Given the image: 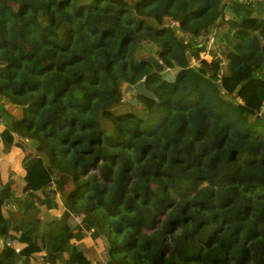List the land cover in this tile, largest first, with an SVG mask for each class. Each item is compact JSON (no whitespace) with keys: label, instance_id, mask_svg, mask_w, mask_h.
<instances>
[{"label":"trees","instance_id":"trees-1","mask_svg":"<svg viewBox=\"0 0 264 264\" xmlns=\"http://www.w3.org/2000/svg\"><path fill=\"white\" fill-rule=\"evenodd\" d=\"M82 1L0 0V135L37 141L27 191L70 184L80 222L50 247L92 264L71 240L94 229L111 264H264V3ZM212 29L223 59L191 64ZM144 42L171 81L140 59ZM140 78L157 100L135 94L133 111L122 88ZM19 239L39 250L31 224ZM13 259L0 249V264Z\"/></svg>","mask_w":264,"mask_h":264},{"label":"crops","instance_id":"crops-1","mask_svg":"<svg viewBox=\"0 0 264 264\" xmlns=\"http://www.w3.org/2000/svg\"><path fill=\"white\" fill-rule=\"evenodd\" d=\"M259 1L264 3V0ZM3 128L1 120L0 132ZM37 146L36 140L20 137L15 133L5 139L0 135V189L7 187L10 191L8 202L1 208L3 216L10 218V227L6 236L0 237V249L5 245L13 248L12 264H71L67 261L68 252L55 251L48 243L49 236L59 229H73L80 225L77 215L66 209L63 203L62 193L70 188V184L66 183L64 190L60 192L47 186L29 193L25 186L23 163L31 156L39 155ZM25 222L31 224L33 236L39 246V250L29 254L20 252L27 244L25 240L19 239L20 227ZM97 236L99 234L96 230L88 229L83 230L80 239L71 241L77 249L91 258L92 264L96 260H99L97 264H111L106 252H96L94 240Z\"/></svg>","mask_w":264,"mask_h":264},{"label":"water","instance_id":"water-1","mask_svg":"<svg viewBox=\"0 0 264 264\" xmlns=\"http://www.w3.org/2000/svg\"><path fill=\"white\" fill-rule=\"evenodd\" d=\"M219 19V16L218 18ZM203 40V39H202ZM204 42V41H202ZM140 59L145 60L150 63L152 70L160 74V76L168 81L173 79V75L169 71L168 68H165L159 59L154 54H146V56L141 57ZM190 86L188 83H184L180 85V92L182 94L186 93L189 90ZM140 94L151 100H157V97L147 89L143 83V79L140 78L136 82L132 84H125L122 88V95L125 96L129 101L135 103L133 95Z\"/></svg>","mask_w":264,"mask_h":264},{"label":"rangeland","instance_id":"rangeland-1","mask_svg":"<svg viewBox=\"0 0 264 264\" xmlns=\"http://www.w3.org/2000/svg\"><path fill=\"white\" fill-rule=\"evenodd\" d=\"M86 1H88V0H83L82 2H86ZM261 10H262V15L264 16V8H262ZM221 17H222L223 21L225 22V19L227 18L226 11H223L221 13ZM214 30L215 29H212V31L214 32V35H213V39H212L211 42L206 37L203 38L202 41H204L203 43L205 44L204 45V49L199 52V54H198L199 58L198 59H195V60L194 59H190V63L191 64H193V65L198 64L200 59L210 60L211 57H213L211 55L210 51H212L214 53V57H219L221 60L223 59V54H222L223 51H222L221 45L220 44H215L216 42H220V37H219V35H216V32ZM215 36H216V38H215ZM145 44H146L145 42H144V44H142V47L145 50L142 53H139L141 55L140 58L146 56V54H154V55L156 54V52H154V48L155 47L153 45H148V43L146 45ZM224 63H225L224 61H221L222 70H224V67H225ZM168 69L171 72V74L173 75L174 70L170 69V68H168ZM122 100H123L124 104L127 106V108H129V109H131L133 111H137V110L140 111L139 110L140 106L137 105V103H132L130 101L133 105L128 104L126 102V101H128V99L125 96H122ZM10 106H14V105H10ZM14 107H17V106H14ZM102 242L105 244L104 241H102ZM104 249L102 251H104Z\"/></svg>","mask_w":264,"mask_h":264},{"label":"built area","instance_id":"built-area-1","mask_svg":"<svg viewBox=\"0 0 264 264\" xmlns=\"http://www.w3.org/2000/svg\"><path fill=\"white\" fill-rule=\"evenodd\" d=\"M241 1L249 2L251 0H241ZM213 35H214V32L211 30L205 37L211 42L213 39ZM94 242H95V246H96V250H97L96 252H98L99 250L101 252L105 248V244L101 241L99 236H97V238L94 240Z\"/></svg>","mask_w":264,"mask_h":264}]
</instances>
